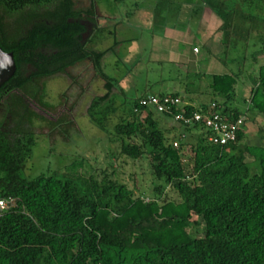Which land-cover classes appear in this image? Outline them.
Returning <instances> with one entry per match:
<instances>
[{
    "label": "trees",
    "instance_id": "16d2710c",
    "mask_svg": "<svg viewBox=\"0 0 264 264\" xmlns=\"http://www.w3.org/2000/svg\"><path fill=\"white\" fill-rule=\"evenodd\" d=\"M197 1L220 21L217 60L227 70L207 77L208 101L192 105L177 92L144 91L116 106L115 83L102 73L101 60L118 43L93 48L102 29H95L92 3L79 9L73 0H0V50L14 63L0 86V198L16 200L0 217V264H264V63H257L264 55V0ZM86 24L92 25L88 38ZM85 61L104 90L86 109L89 122L116 146L117 156L146 159L153 178L176 200L162 186L145 199L104 173L73 176L77 181L23 177L34 145L29 127L43 121L25 98L44 108L37 82ZM241 79L249 84L243 109L235 106ZM147 95L181 103L157 114L138 105ZM210 104L227 123L244 118L233 142L209 143L199 125L173 121L180 112L206 113ZM247 123L260 144L242 143ZM184 147L191 153L188 169L181 164ZM199 224L200 236L189 231Z\"/></svg>",
    "mask_w": 264,
    "mask_h": 264
},
{
    "label": "rangeland",
    "instance_id": "374dc122",
    "mask_svg": "<svg viewBox=\"0 0 264 264\" xmlns=\"http://www.w3.org/2000/svg\"><path fill=\"white\" fill-rule=\"evenodd\" d=\"M73 3L79 9L91 3L93 5L95 29H102L94 36L99 42L94 49L102 51L111 47L114 41L118 43L101 60L102 73L115 83L111 95L115 96L116 106L122 101L127 103L144 91L148 94L177 92L185 101L192 99L195 103L208 100L204 88L206 83L193 78L194 72L188 74L186 80L182 79L183 74L173 65L149 62L151 46L156 39H160L165 28L174 27L184 35L193 32L191 35L196 36L195 17L189 8L184 7L183 0H125L119 4L111 0H73ZM13 18L7 19V22L11 23ZM112 21H118L119 24L114 25ZM163 41L167 42L165 39ZM192 42L194 49L204 51L198 46L200 41L196 37ZM191 46L178 45L180 50L189 55ZM209 51L214 54L213 57L219 54V49L212 45ZM161 56L165 58L163 53ZM257 59H264V55H258ZM227 67L234 69V66ZM199 82L201 86L198 92H186L197 88ZM248 85L247 80L241 79L235 86V106L239 109L244 108ZM37 86L43 89L42 103L46 106L39 108L32 100L25 98L28 108L42 117L43 121L33 120L29 127L34 135V145L23 166L24 178L55 174L77 181L73 176L85 178L94 175L99 179L104 173L145 199H150L153 189L158 186L163 187V194L169 200L177 199L167 185L153 178L146 159L130 162L117 156L116 146L109 143L106 135L89 122L86 109L91 99L104 94L103 82L95 75L89 62L68 68L64 74L39 80ZM16 94L21 96L19 92ZM114 122L113 119L110 121L109 129ZM255 129L251 124L245 125L243 144L255 145ZM181 153L184 154L181 164L188 169V158L191 156L189 148L184 147ZM189 231H197L195 234L200 236L201 224Z\"/></svg>",
    "mask_w": 264,
    "mask_h": 264
},
{
    "label": "crops",
    "instance_id": "0c3cea01",
    "mask_svg": "<svg viewBox=\"0 0 264 264\" xmlns=\"http://www.w3.org/2000/svg\"><path fill=\"white\" fill-rule=\"evenodd\" d=\"M184 7L189 8L191 15L195 17V23L197 24V30L189 35L182 34L178 29L174 27H168L163 30L162 36L160 39H156V41L151 46L152 56L149 58L150 63H168L170 65L175 66L179 70L178 72L182 73V79L188 78V74H192L193 78H199L201 82H207V77L211 75H222L227 73L226 68L217 60V57H213L209 51V46L212 45L214 48H218V37H216V29L220 25V21L205 7L202 6L201 3L197 0H183ZM118 21H112L114 25H116ZM119 23H117L118 25ZM189 33V32H188ZM198 39L199 47L203 52H200L199 49L196 52H193L194 42ZM163 39L167 40L165 43ZM171 43V44H170ZM166 47L164 48V45ZM191 44L190 55L185 53L184 50H180L178 45ZM161 53L165 55V58H162ZM257 63H264V59H257ZM202 69V70H200ZM201 82L197 88H192V90H187V93H195L198 92L201 86ZM204 83V84H205ZM206 85V84H205ZM204 85V88H205ZM192 87V86H191ZM187 89V88H186ZM185 90V89H184ZM206 90V89H205ZM185 92V93H186ZM202 92V91H201ZM247 92V88H246ZM192 105H196L197 103H201L204 101L190 100ZM206 102L208 100H205ZM245 125L243 126V131L245 130ZM245 136V131H244ZM260 144L258 139L255 143Z\"/></svg>",
    "mask_w": 264,
    "mask_h": 264
},
{
    "label": "built area",
    "instance_id": "2783aa9c",
    "mask_svg": "<svg viewBox=\"0 0 264 264\" xmlns=\"http://www.w3.org/2000/svg\"><path fill=\"white\" fill-rule=\"evenodd\" d=\"M193 52L195 53L196 49H193ZM180 103L178 98L173 99L169 96L158 98L152 95H147L138 101L139 106L149 108L157 114L169 113L171 107H177ZM173 121L182 125H199L206 133L207 142L222 146L234 141L235 132L241 128L244 118L241 117L232 124L227 123L221 118L220 112L215 109V105L210 104L206 113H193L190 117H185L180 112L173 115ZM172 147L176 148L177 143L173 142ZM15 206V199L0 198V217L14 209Z\"/></svg>",
    "mask_w": 264,
    "mask_h": 264
},
{
    "label": "water",
    "instance_id": "95a60500",
    "mask_svg": "<svg viewBox=\"0 0 264 264\" xmlns=\"http://www.w3.org/2000/svg\"><path fill=\"white\" fill-rule=\"evenodd\" d=\"M14 73V63L11 53L0 50V86L4 84Z\"/></svg>",
    "mask_w": 264,
    "mask_h": 264
},
{
    "label": "flooded vegetation",
    "instance_id": "af4514ba",
    "mask_svg": "<svg viewBox=\"0 0 264 264\" xmlns=\"http://www.w3.org/2000/svg\"><path fill=\"white\" fill-rule=\"evenodd\" d=\"M91 29H92V25L91 24L90 25L86 24V33H85V35L88 34L91 31Z\"/></svg>",
    "mask_w": 264,
    "mask_h": 264
}]
</instances>
